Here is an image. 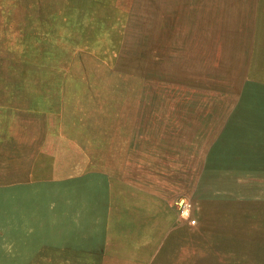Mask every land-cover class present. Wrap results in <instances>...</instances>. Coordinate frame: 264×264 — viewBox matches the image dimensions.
<instances>
[{
	"label": "rangeland",
	"instance_id": "obj_1",
	"mask_svg": "<svg viewBox=\"0 0 264 264\" xmlns=\"http://www.w3.org/2000/svg\"><path fill=\"white\" fill-rule=\"evenodd\" d=\"M30 1L3 79L60 91L79 174L0 196V264H264V0Z\"/></svg>",
	"mask_w": 264,
	"mask_h": 264
},
{
	"label": "crops",
	"instance_id": "obj_2",
	"mask_svg": "<svg viewBox=\"0 0 264 264\" xmlns=\"http://www.w3.org/2000/svg\"><path fill=\"white\" fill-rule=\"evenodd\" d=\"M36 3L40 6L43 0H32V5ZM24 5L30 8L31 1L25 0ZM8 9L11 8H0V12ZM5 44L9 42L5 40ZM22 55L23 51L18 64L14 50L0 51V196L30 188L37 182L62 178V172L70 171L69 178L79 174L76 157L70 156L68 168H62V161L67 158L48 144L49 140L66 137L55 125L56 109L52 107L55 93L60 91L52 90L54 86H30L23 81L15 84L13 79H3L29 77V61L24 63Z\"/></svg>",
	"mask_w": 264,
	"mask_h": 264
}]
</instances>
